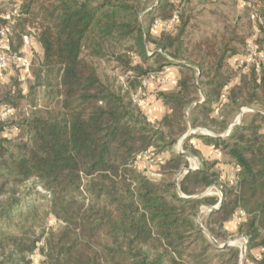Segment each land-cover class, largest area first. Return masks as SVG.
<instances>
[{
    "label": "trees",
    "instance_id": "1",
    "mask_svg": "<svg viewBox=\"0 0 264 264\" xmlns=\"http://www.w3.org/2000/svg\"><path fill=\"white\" fill-rule=\"evenodd\" d=\"M16 2L17 26L23 21L36 22L32 34H23L30 35L31 54L36 44L40 46L39 72L54 71L55 81L47 85L50 101L43 109L33 104L28 111H22L8 93L2 100L12 112L6 119L0 118V264H32L30 254L41 238V264H181L179 256L192 244L201 242L219 250L214 226L219 229L216 234L224 232V224L236 219L240 210L245 216L238 221L236 231L247 237L241 264H264L263 111L255 114L262 123L256 124L254 119L247 125L234 126L225 138L220 134L198 136L226 156L234 170L232 179L223 180L216 161L199 157L201 167L188 171L179 183L180 191L189 196L195 194L188 188L191 183L203 189L211 185L223 189L220 206L210 211L204 225L214 245L205 237L197 216L201 203L213 204L215 199L182 197L172 180L153 182L134 168L139 153L149 149L157 157L169 149L186 131L192 113H208L212 120H221L220 129L224 130L228 125L226 109L239 112L244 104L254 101L263 105L264 76L258 81L254 76L249 81L243 78L227 88L225 102L214 114L213 104L229 81L220 74L229 49H222L216 59L212 56L210 60H216L213 65L198 64V85L193 75L185 73L182 64L186 63H179L177 90L162 93L168 112L158 121H149L132 96L139 90L145 93L142 80L158 74L166 63H171V57L166 60L162 51H156L153 56L160 57L155 58L158 66L152 70L132 66L128 59L117 57L136 71L134 80L117 90L99 78L87 59L104 56L103 45L110 40L131 38L133 44L128 51L147 62L152 30L138 20L141 0ZM181 9L180 6L179 20ZM5 23L0 15V28ZM14 26L5 43L11 49L14 36L22 43L23 34L18 35ZM156 32L155 44L166 51L165 36L169 32ZM179 37L174 35V42L168 37L169 45L174 44V61L180 55L179 45H175ZM85 49L88 53L82 54ZM12 50L16 51L14 47ZM14 62L10 66L21 72ZM204 68H213L214 74H204ZM188 70L191 72V68ZM13 130L16 134L8 137ZM183 148L200 156L186 141ZM162 164V168H173L174 173L187 165L185 155L178 153ZM24 191L45 199L43 216L49 213L62 225L36 235L34 226L41 225L42 216L32 198L21 196ZM221 248L232 253L225 263L238 264L239 249ZM258 248L261 252L256 259L252 250Z\"/></svg>",
    "mask_w": 264,
    "mask_h": 264
},
{
    "label": "rangeland",
    "instance_id": "2",
    "mask_svg": "<svg viewBox=\"0 0 264 264\" xmlns=\"http://www.w3.org/2000/svg\"><path fill=\"white\" fill-rule=\"evenodd\" d=\"M17 0H0V15L4 12L10 10L12 6L16 3ZM183 2V0H182ZM19 7V5H18ZM141 10L138 14V20L144 27H151L152 21H149V18H161V19H169L174 11V0H141L140 2ZM181 18L179 22L176 24V28L173 27L166 35L165 42L168 43L166 51L163 49H159L155 44L157 38V32L152 30V39L147 43V54L150 55L147 62L141 60V57L131 51H128V47L133 44V40L131 38H120L113 39L106 42L103 46V50L105 52L104 56H87L88 61H90L96 69V73L102 81H105L106 84L110 85V87L114 90L119 88L124 89L125 85L134 80L136 76V71L131 69L130 66L124 65V63L119 62L117 57H121V59H128L130 65L136 66L141 65L142 69H155L158 66V63L155 62V58H159L160 56L154 57L153 54L156 51H162L164 54L163 57L168 60L167 56L171 58L168 60L171 63L165 66L177 65L180 63L184 67V71L186 74L193 75L194 82L197 84L198 79L200 78V69L199 63H211L212 65L215 63L216 56L221 55L222 49H229L230 54L227 55L226 59L223 62V66L220 69V74L224 77L228 78L230 85L228 88L230 89L233 85L239 84V82L246 78L247 81L251 79V76L258 81L262 76H264V67L262 68L259 75L253 72H242L237 66L236 61L244 54V48L247 42L254 41L261 49H264V0H253L250 8H243L239 0H185V3L181 5ZM19 9V8H18ZM255 10L257 12V18L252 20L249 17V10ZM24 17V16H23ZM155 19V18H154ZM15 24V28L17 29V34H23L27 31H30V34L34 32L36 27V22L32 23V21H23L20 23V26H17L18 22H14L12 26ZM16 34V32H15ZM180 35L179 41L175 43V45H179L180 55L174 61V44L169 45L170 39H173L174 35ZM24 35V34H23ZM11 33L8 35L7 39H10ZM18 37V36H17ZM168 37L170 39H168ZM13 47L16 51H13L8 47V53L12 56L18 54V49H20V40L13 37ZM40 46L36 44L35 51L31 54L32 61L31 67L29 69V73L25 74L22 72H18L14 66H12L4 76L1 77L3 79L0 82V107L5 108V103L2 101L4 99V95L7 94L8 98L15 102L16 107L22 109V111H28L29 107L33 104L39 109H43L42 107L45 103L50 101V97L47 96V85L48 83H54V75L55 72L50 74V71H46L42 69L39 72L40 68L38 65V51ZM158 49V50H157ZM211 49V50H210ZM10 51V52H9ZM128 51V52H127ZM88 53V50L85 49L82 54ZM133 53V54H131ZM158 54V53H157ZM127 55L128 58L125 56ZM238 58H235L237 57ZM163 58V59H164ZM163 59H160V62L165 63ZM235 59V61H234ZM235 62V63H234ZM175 63V64H174ZM191 68V72L188 70ZM209 72V73H208ZM213 72V73H212ZM208 73V75L214 74L213 68H204V74ZM160 74V72H159ZM164 75V74H163ZM162 76V75H161ZM166 83L168 78L164 75ZM203 80L205 77L203 76ZM235 84H231V83ZM227 83V84H228ZM198 85V84H197ZM228 89V90H229ZM12 91V95L9 92ZM249 92V91H248ZM251 92V90H250ZM260 94V90L258 92ZM192 97H196L195 93L191 94ZM199 96V94H198ZM264 98V97H263ZM199 100V102H201ZM141 104V106H144ZM233 109H226V122L227 127L222 130L221 120H212L209 115L204 113V111H198L196 113L190 114L189 120L186 123V132L191 130L189 137L185 139L183 142H187V144L193 146V140L197 139L199 135L202 136H217L220 134L221 137H227L229 132L234 126H242L244 124H248L251 120L255 119L256 124L262 123V119L260 117H256V113L260 111L264 113V104L256 103L255 101L252 103L244 104L239 112L232 111ZM241 113V116L238 118V115ZM215 114V113H214ZM212 113V115H214ZM186 117H188V111L186 112ZM237 116V117H236ZM193 119H197L193 122ZM235 120V121H234ZM234 124L231 128L229 126ZM12 129V127L10 128ZM264 127L262 128V132H264ZM221 130V131H220ZM216 131H220L217 133ZM16 134L13 130L7 136L12 137V134ZM183 134V135H184ZM181 135L178 140L172 144L169 149L165 151V153H170V157H172L175 153L183 154L187 153L190 157H186L187 165H181L180 169L174 173V169L166 166V168H162V165L155 157V161L152 164H149L145 159L138 160L136 163V167H134L137 171L146 175L148 179L153 182H160L162 180H172L175 182L176 188L177 185L179 187V183L183 177V175H179V173L188 166L192 167V170H196L201 167V161L198 160L199 156L191 153L188 150L183 148V143L180 145L179 140L182 138ZM191 136V137H190ZM155 152V150H154ZM169 155V154H166ZM170 159V158H169ZM223 159H226L223 157ZM226 163V160H222ZM194 162V164H193ZM164 166V165H163ZM173 169V171H172ZM234 170L231 172L225 173V179L233 177ZM233 173V174H232ZM188 188L191 191H194L195 194L190 196H197L196 198L207 197L210 199H215L216 201L211 203H201L198 206V210H201V213L197 216V221L202 228L205 237L210 241L213 245L215 242L211 238L212 234L208 232L204 225L207 221L208 214L210 213L211 207L216 206L220 200L223 199L224 193L223 189L218 186H209L204 189L198 187L197 185L191 183L188 185ZM37 191L41 193L47 194L45 190L40 187H36ZM178 193L182 197H188L189 195L184 194L178 189ZM22 192L21 196L27 198H32L33 203L38 206V212L40 216H42V222L40 226H34V230L38 235L41 231H49V229H58L62 223L61 221L54 218L53 215L46 213L43 216L44 211H46L45 207V199L39 198L38 196L28 195ZM239 222L241 220H238ZM224 232L219 231L216 234V231L219 230L214 226V235L216 237V241L218 244L228 243L226 245L230 248H237L239 251L241 248H244L247 245V237L244 234H240L236 231V229H227L224 224ZM37 247L30 254V258L32 259V264H41L43 259V254L41 252V247L43 246V239L41 238L36 242ZM204 246L203 243L198 242L196 244H192L189 248H186L182 251V255L180 257L179 263L181 264H231L226 262L227 259L231 258L230 250H223L221 247L216 245L219 250L213 247ZM222 250V251H221ZM261 250L253 249L252 254L254 258L256 255H259ZM245 254V252H244ZM192 255H198L199 258H194ZM223 255V256H216ZM258 257V256H257ZM259 258V257H258ZM242 259L239 260L238 264H241ZM248 264H255L254 261H249Z\"/></svg>",
    "mask_w": 264,
    "mask_h": 264
},
{
    "label": "built area",
    "instance_id": "3",
    "mask_svg": "<svg viewBox=\"0 0 264 264\" xmlns=\"http://www.w3.org/2000/svg\"><path fill=\"white\" fill-rule=\"evenodd\" d=\"M253 0H239L240 5L243 8H250ZM174 11L169 19H161L155 18L151 23V29L154 31L160 32H169L173 27L179 22V10L180 6L183 4L180 0H174ZM18 3L16 2L12 8L6 12H4L1 17L5 20V25L0 28V79L3 76L2 74L8 71L12 65L10 66V62H14V64L19 65L21 67L22 73H29V69L31 66L32 56L30 53V44L31 38L29 34L22 35V45L18 51V54L12 56L11 54H7L8 45L5 44L8 39V35L11 33L12 24L15 22V17L19 15ZM257 12L255 10H249V17L254 20L257 18ZM15 65V66H16ZM236 66L244 73L248 72L251 69L255 71L257 75L260 74L262 68L264 67V49H261L254 41H249L246 43L244 48V54L236 61ZM162 75V76H161ZM148 80H156L161 83L165 81L163 74H150L147 79L142 80V86L145 87L147 85ZM227 87V86H226ZM145 93L139 90L135 95L132 96V99L135 103L141 106L144 104ZM226 94H221V100H225ZM12 112V109L5 107L0 109V118L6 119L8 114ZM145 159L149 164L154 163L155 157L151 150H145L137 155V160ZM245 213L240 210L238 215V220L243 218ZM245 250V247H244ZM260 255H256V259Z\"/></svg>",
    "mask_w": 264,
    "mask_h": 264
},
{
    "label": "crops",
    "instance_id": "4",
    "mask_svg": "<svg viewBox=\"0 0 264 264\" xmlns=\"http://www.w3.org/2000/svg\"><path fill=\"white\" fill-rule=\"evenodd\" d=\"M235 58H238V56ZM159 72L160 74H164L168 78V81L166 83H161L156 80H148L145 89V105L141 107L142 111L144 112L149 121H158L168 112V109L163 101L162 93H169L177 90L178 81L181 77L180 66L178 65L165 66ZM231 84L235 83L233 82ZM228 85H230V83L226 84L223 87L221 94H227L226 89L228 88ZM221 94L218 101L213 104L215 114L217 113L219 107H221L225 102V100H221ZM192 142L194 148L199 152V157L217 162L216 165L219 167L222 177H225V173L231 172V170H233L231 164L227 162L224 163L222 161H227L226 156H224L220 152V150L215 148L212 144H207L200 138L194 139ZM165 151L166 150H163L157 154V160L161 164L170 158V153H165ZM223 157H225L226 159H223ZM198 160L200 159L198 158ZM237 225L238 219L233 218L231 221L225 223V228L232 230L233 228L236 229Z\"/></svg>",
    "mask_w": 264,
    "mask_h": 264
},
{
    "label": "water",
    "instance_id": "5",
    "mask_svg": "<svg viewBox=\"0 0 264 264\" xmlns=\"http://www.w3.org/2000/svg\"><path fill=\"white\" fill-rule=\"evenodd\" d=\"M240 116H241V113L238 115V118H239ZM233 125H234V124H231V125L229 126V128H231ZM191 132H192V131L189 130L188 132H186V133L182 136V138L179 140V144H180V145L183 143V141H184L185 139H187V138L189 137V135H190ZM183 154H184L186 157H190V155L187 154V153H184V152H183ZM190 170H192V167H191V166H188L187 168H184V169L179 173V175L186 174V173H187L188 171H190ZM177 188L179 189L178 185H177ZM196 197H197V196H188L187 198H196ZM221 201H222V198H220L218 204H217L216 206L211 207V209H217V208L220 206ZM200 213H201V210L199 209V211H198V215H199ZM216 244H217L219 247H223V246L229 245L228 243H223V244H218V243H216ZM244 252H245L244 248H241V250H240V258H241V259H242L243 255H244Z\"/></svg>",
    "mask_w": 264,
    "mask_h": 264
},
{
    "label": "bare ground",
    "instance_id": "6",
    "mask_svg": "<svg viewBox=\"0 0 264 264\" xmlns=\"http://www.w3.org/2000/svg\"><path fill=\"white\" fill-rule=\"evenodd\" d=\"M193 164H194V162H193ZM195 165V164H194Z\"/></svg>",
    "mask_w": 264,
    "mask_h": 264
}]
</instances>
